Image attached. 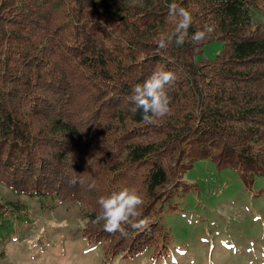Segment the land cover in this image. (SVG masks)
I'll return each mask as SVG.
<instances>
[{
  "label": "trees",
  "instance_id": "trees-1",
  "mask_svg": "<svg viewBox=\"0 0 264 264\" xmlns=\"http://www.w3.org/2000/svg\"><path fill=\"white\" fill-rule=\"evenodd\" d=\"M170 2L0 0V183L84 204L81 232L107 257L167 254L162 218L190 188L182 176L194 162L235 170L249 187L264 178V23L249 13L264 0H177L194 23L183 46L162 50L176 25ZM205 24L209 37L194 44ZM157 66L176 75L171 113L147 124L130 97ZM123 186L143 195L144 223L110 234L94 223L98 201ZM8 212L0 202V228Z\"/></svg>",
  "mask_w": 264,
  "mask_h": 264
},
{
  "label": "rangeland",
  "instance_id": "rangeland-1",
  "mask_svg": "<svg viewBox=\"0 0 264 264\" xmlns=\"http://www.w3.org/2000/svg\"><path fill=\"white\" fill-rule=\"evenodd\" d=\"M249 13L252 26L264 23L263 11L250 6ZM219 49L220 43H211L202 56L212 58ZM77 169L78 178L89 177ZM182 180L190 188L162 218L170 234L168 252L157 258L142 252L147 264H264V178L249 187L237 171L200 160ZM0 202L11 219L0 228V264H140L137 254L107 257L101 243L85 238L82 203L18 194L1 183Z\"/></svg>",
  "mask_w": 264,
  "mask_h": 264
},
{
  "label": "clouds",
  "instance_id": "clouds-1",
  "mask_svg": "<svg viewBox=\"0 0 264 264\" xmlns=\"http://www.w3.org/2000/svg\"><path fill=\"white\" fill-rule=\"evenodd\" d=\"M166 7L167 18L175 21L176 25L171 35L160 36L158 47L162 50L168 49L173 42L176 46H183L189 37L188 30L194 23L191 11L177 3V0H171ZM211 31L212 29L205 24L202 28H198L190 39L194 44H200L209 37ZM175 80L176 75L173 71L157 66L142 84L132 87L130 111L133 114L138 110L141 111L142 119L147 124L170 115L171 97L167 88L174 84ZM98 203L101 210L94 223L103 222L104 230L110 234L119 232L124 235L126 234L124 225L136 229L144 223V220L139 219L144 197L134 187L123 186L107 196H101ZM137 256L141 258L140 264H147L143 259V253H137ZM261 256H264V253H261Z\"/></svg>",
  "mask_w": 264,
  "mask_h": 264
},
{
  "label": "built area",
  "instance_id": "built-area-1",
  "mask_svg": "<svg viewBox=\"0 0 264 264\" xmlns=\"http://www.w3.org/2000/svg\"><path fill=\"white\" fill-rule=\"evenodd\" d=\"M216 192L212 193V194H215Z\"/></svg>",
  "mask_w": 264,
  "mask_h": 264
}]
</instances>
